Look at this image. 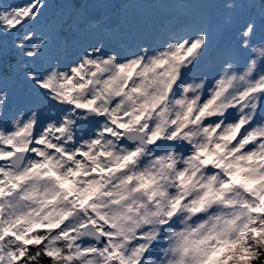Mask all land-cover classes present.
<instances>
[{
	"label": "snow or ice",
	"instance_id": "1",
	"mask_svg": "<svg viewBox=\"0 0 264 264\" xmlns=\"http://www.w3.org/2000/svg\"><path fill=\"white\" fill-rule=\"evenodd\" d=\"M0 264H264V0H0Z\"/></svg>",
	"mask_w": 264,
	"mask_h": 264
}]
</instances>
